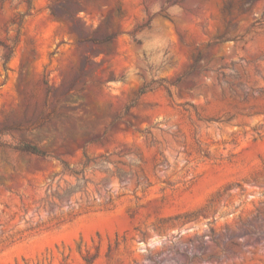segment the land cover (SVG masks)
<instances>
[{
    "label": "rangeland",
    "instance_id": "rangeland-1",
    "mask_svg": "<svg viewBox=\"0 0 264 264\" xmlns=\"http://www.w3.org/2000/svg\"><path fill=\"white\" fill-rule=\"evenodd\" d=\"M77 1L0 0V264H264V0Z\"/></svg>",
    "mask_w": 264,
    "mask_h": 264
},
{
    "label": "trees",
    "instance_id": "trees-1",
    "mask_svg": "<svg viewBox=\"0 0 264 264\" xmlns=\"http://www.w3.org/2000/svg\"><path fill=\"white\" fill-rule=\"evenodd\" d=\"M59 3L58 4H53L50 8L51 14L54 17H58L60 16L59 12L60 10H66V3H70L75 7H79L80 3L77 0H57ZM22 2L25 4L27 9H30L31 7V0H22ZM112 39L111 36L105 37L102 40H96V42H109ZM8 59V57H7ZM154 84L160 85L161 83L160 81H151V82H144L142 87L140 88V93H146V92H150L152 91L155 87L153 86ZM165 89L167 90V93H170L169 89L167 87H165ZM21 151L27 152V153H31L37 156H41V157H46V152L41 150L37 145L31 144V143H23L21 148Z\"/></svg>",
    "mask_w": 264,
    "mask_h": 264
}]
</instances>
